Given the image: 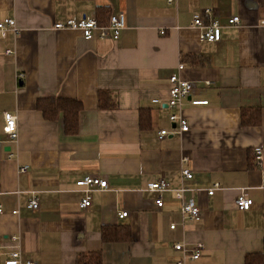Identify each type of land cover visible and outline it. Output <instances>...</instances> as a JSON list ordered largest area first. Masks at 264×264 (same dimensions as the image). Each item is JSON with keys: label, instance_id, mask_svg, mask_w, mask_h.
Returning a JSON list of instances; mask_svg holds the SVG:
<instances>
[{"label": "crops", "instance_id": "0c3cea01", "mask_svg": "<svg viewBox=\"0 0 264 264\" xmlns=\"http://www.w3.org/2000/svg\"><path fill=\"white\" fill-rule=\"evenodd\" d=\"M100 9L126 16L118 41L53 29L68 18H97ZM205 9L226 27L218 43L201 42L192 28ZM233 17L241 24L227 28ZM5 19L21 31L0 36V264L17 247L39 264H77L93 252L103 264H178L181 243L204 245L201 258L185 264H245L264 253V159L255 161L257 148L264 153V0H0ZM174 74L195 84L193 100L209 104L187 101L189 131L158 140L174 128ZM103 92L113 108H99ZM50 98L82 102L77 135L65 134L62 116L48 121L37 109ZM243 108H261V125L244 127ZM5 114L17 117V143L4 133ZM23 166L30 171L20 174ZM184 166L192 181L183 182ZM89 176L106 178L109 188L93 191L92 206L81 210L76 182ZM159 180L169 184L160 210L147 191ZM215 184L221 189L210 197ZM180 188L199 206L200 222L182 224ZM242 191L254 202L247 212L236 206ZM33 192L38 210L28 208ZM106 227H129L132 240L104 243Z\"/></svg>", "mask_w": 264, "mask_h": 264}, {"label": "built area", "instance_id": "2783aa9c", "mask_svg": "<svg viewBox=\"0 0 264 264\" xmlns=\"http://www.w3.org/2000/svg\"><path fill=\"white\" fill-rule=\"evenodd\" d=\"M178 0H167L169 4H175ZM241 24L239 17H233L228 21L227 28H237ZM264 25V22L262 23ZM127 27V18L124 14L112 15L110 22L107 26L99 24L95 17H83L80 20L72 17L68 18L63 22H58L54 25L55 31H75L82 34L84 40H110L118 41L121 37L122 32ZM192 28L199 31L200 41L209 43H218L222 39V30L224 27L217 19L213 9H205L202 12L196 14L192 21ZM19 28L14 19H5L0 22V36L6 38L9 33H13L15 36L20 35ZM162 32V35H165ZM8 55L12 54L11 51L7 52ZM179 72L184 70V65L181 64L178 67ZM23 76H20L22 79ZM171 88L169 91V99L167 101V107L170 110L169 120L174 125L172 130H162L158 133V140L166 139L169 136H181L182 134L189 131V123L183 117L182 110L187 101H190L192 107L207 106L209 101L207 100H193L192 96L195 93L196 87L193 82L183 80L178 74H174L170 77ZM207 88L214 87L216 84L212 82L205 83ZM154 104H161L160 100H154ZM5 128L4 133L7 139L11 143H17L19 140L17 117L12 114H5ZM264 159V153L261 148L255 150V161L257 166H261ZM183 165L188 164V159L184 158L182 161ZM30 171L29 166L20 167L19 173L25 174ZM183 182H189L194 179L193 172L184 168L181 171ZM76 187L81 190L84 194L80 203L81 210H87L92 206L91 193L93 191H106L109 188V182L106 178L89 176L80 179L76 182ZM221 189L220 184H215L212 189L208 191V196L213 197L217 190ZM169 190V184L165 180H159L148 185L147 191L156 194L155 207L162 209L164 207L163 194ZM185 188H180L175 191V197L182 203L181 206V219L184 225L187 221L200 222L201 212L199 206L193 200L186 199ZM254 202L249 199L242 191L241 195L236 200L237 209L241 212L249 211ZM38 194L31 193V200L28 204L30 210L39 209ZM3 214V208L0 206V215ZM14 215H19V211L13 212ZM128 216L127 212H123L119 215L120 219H124ZM171 230L176 229V225L170 226ZM12 241L17 243L19 239L13 237ZM174 249L183 255L182 261L178 264H185L186 260H199L204 250L203 244L188 245L185 243L176 244ZM2 247L0 246V252ZM8 259L4 261V264H39L31 260L24 258L22 251L19 247L14 250H9L7 254Z\"/></svg>", "mask_w": 264, "mask_h": 264}, {"label": "trees", "instance_id": "16d2710c", "mask_svg": "<svg viewBox=\"0 0 264 264\" xmlns=\"http://www.w3.org/2000/svg\"><path fill=\"white\" fill-rule=\"evenodd\" d=\"M112 15L109 10L100 9L97 20L100 25L107 26ZM114 107L110 103L109 96L103 92L100 94L99 108L108 110ZM83 104L78 100L50 98L40 99L37 109L48 121H55L60 116L64 121V132L68 136H75L79 131L80 113L83 111ZM241 122L244 127H257L262 123L261 108H243L241 112ZM132 232L129 227H106L102 230V241L104 243L130 242ZM77 264H103L102 253L93 252L81 254ZM245 264H264V253L250 254L245 259Z\"/></svg>", "mask_w": 264, "mask_h": 264}, {"label": "bare ground", "instance_id": "6f19581e", "mask_svg": "<svg viewBox=\"0 0 264 264\" xmlns=\"http://www.w3.org/2000/svg\"><path fill=\"white\" fill-rule=\"evenodd\" d=\"M109 24V23H108Z\"/></svg>", "mask_w": 264, "mask_h": 264}]
</instances>
